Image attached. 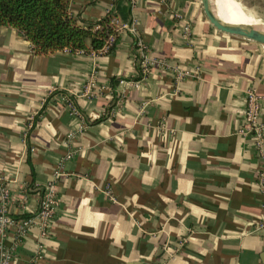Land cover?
<instances>
[{"label": "crops", "instance_id": "obj_1", "mask_svg": "<svg viewBox=\"0 0 264 264\" xmlns=\"http://www.w3.org/2000/svg\"><path fill=\"white\" fill-rule=\"evenodd\" d=\"M107 11L133 33L96 51L35 52L0 25V186L6 213L31 218L21 237L0 230L9 264H264L262 161L238 131L245 90L264 95V45L215 28L199 0L68 3L82 26Z\"/></svg>", "mask_w": 264, "mask_h": 264}, {"label": "trees", "instance_id": "obj_2", "mask_svg": "<svg viewBox=\"0 0 264 264\" xmlns=\"http://www.w3.org/2000/svg\"><path fill=\"white\" fill-rule=\"evenodd\" d=\"M68 3L69 0H0V25L17 28L35 52L61 48L99 50L114 33V14L107 11L95 22L82 26L68 12Z\"/></svg>", "mask_w": 264, "mask_h": 264}, {"label": "built area", "instance_id": "obj_3", "mask_svg": "<svg viewBox=\"0 0 264 264\" xmlns=\"http://www.w3.org/2000/svg\"><path fill=\"white\" fill-rule=\"evenodd\" d=\"M133 2V0H128ZM112 24L114 25V33H111L104 44L102 49L106 48L108 44L114 39L116 33L120 28H126L130 33H133V21H128L126 24H119L117 19L112 17ZM184 33L188 31V25L183 26ZM136 44L138 45L139 51L143 52V44L137 39ZM100 48V49H101ZM186 72V71H184ZM181 72H179L180 74ZM60 99L66 103L71 113H73L79 120L77 130L81 129L84 125L83 116L80 111L73 106L69 98L65 95H60ZM264 104V95L258 94L253 87H249L245 90L244 96V111L242 125L238 128L239 132H248L251 134L254 146L259 158L262 161L261 167L257 174L256 181L259 186L263 185L264 182V122L259 119V108ZM71 132L67 134L69 136ZM72 151L67 152L66 156H70ZM58 167V166H57ZM55 167L52 171L50 179L46 180L42 186L40 194L37 198V209L36 216L40 219L39 228L40 234L44 235L48 229V223L52 218L54 211L57 207L56 197V185L55 179L60 174L58 168ZM8 191L6 187L0 186V230L2 232L11 231L16 237H21L29 227L31 222L30 217H17L9 215L5 211V202L8 200ZM12 252L8 248L0 246V264H9Z\"/></svg>", "mask_w": 264, "mask_h": 264}, {"label": "bare ground", "instance_id": "obj_4", "mask_svg": "<svg viewBox=\"0 0 264 264\" xmlns=\"http://www.w3.org/2000/svg\"><path fill=\"white\" fill-rule=\"evenodd\" d=\"M219 2H216V0H208L210 10L216 18L227 24L251 26L253 29L264 32V22L259 21L260 23H258L255 18L244 12V10L228 4L221 5Z\"/></svg>", "mask_w": 264, "mask_h": 264}, {"label": "water", "instance_id": "obj_5", "mask_svg": "<svg viewBox=\"0 0 264 264\" xmlns=\"http://www.w3.org/2000/svg\"><path fill=\"white\" fill-rule=\"evenodd\" d=\"M199 1L205 17L215 28L227 33L236 34L254 40L264 45V32L253 29L251 26H234L231 24H227L213 15L209 7L208 0Z\"/></svg>", "mask_w": 264, "mask_h": 264}, {"label": "rangeland", "instance_id": "obj_6", "mask_svg": "<svg viewBox=\"0 0 264 264\" xmlns=\"http://www.w3.org/2000/svg\"><path fill=\"white\" fill-rule=\"evenodd\" d=\"M218 1H220L219 4L221 5L228 4V5L236 6L241 10H244L245 12L250 14L253 18H255L258 21V23L264 22V6H262L259 2H257V0H216V2Z\"/></svg>", "mask_w": 264, "mask_h": 264}]
</instances>
